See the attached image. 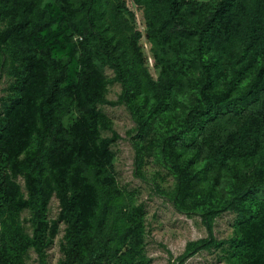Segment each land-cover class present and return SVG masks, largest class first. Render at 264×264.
I'll return each mask as SVG.
<instances>
[{"label":"rangeland","instance_id":"obj_1","mask_svg":"<svg viewBox=\"0 0 264 264\" xmlns=\"http://www.w3.org/2000/svg\"><path fill=\"white\" fill-rule=\"evenodd\" d=\"M194 1L203 5L204 12L200 16L179 13L175 21L168 4L153 0H73L78 14L75 25L63 18L61 0L40 1L38 15L53 22L44 32L52 56L69 63L66 84L78 81L80 41L85 38L110 82L97 108L107 116L102 136L114 139L109 173L115 181L104 188L111 201L107 212L101 209L98 216L103 217L105 233L117 229L120 241L112 243V255L105 264H248L246 255L238 250L241 224L264 208V179L259 186L254 174L257 169L264 172V10L259 0H232L228 23L218 25L211 19L223 0ZM252 21L255 34L249 29ZM10 24L11 18L3 15L1 27ZM217 26L222 29L215 33ZM198 28L206 29L202 59L198 58V35L189 32ZM106 43L125 63L124 82L117 81L115 68L102 58ZM9 45L21 49L13 39ZM9 62L0 68V129L5 109L18 96V81L10 75ZM170 62L176 70L171 71V84L160 106L147 80L160 82L162 70L169 69ZM260 73L261 81L251 90ZM228 86L232 88L228 101L209 115H196L207 108L204 94L218 96ZM194 116L196 122L188 129L186 120ZM76 118L70 105L63 119L65 126L70 127ZM240 132H245L248 155L221 169L218 151L232 134ZM44 146L48 156L52 149L49 137ZM35 149L36 144L24 157ZM174 162L188 166L191 172L189 202L193 204L184 207V212L169 199L177 184ZM0 173H10V163L1 155ZM16 181L28 197L25 175ZM246 191L251 193L237 211L233 207L236 198ZM225 206L231 208L211 220V234L203 216L209 209ZM190 211L195 213L190 215ZM61 212L60 198L55 195L47 222L49 228L57 223L58 233L42 252L29 250L25 264L63 263L68 225L60 219ZM32 216L29 209L18 216L31 235ZM6 218L1 221L9 224ZM137 225L140 240L126 233L128 227ZM6 235L0 225V239ZM202 240L209 241L208 247L184 258L188 244Z\"/></svg>","mask_w":264,"mask_h":264},{"label":"trees","instance_id":"obj_2","mask_svg":"<svg viewBox=\"0 0 264 264\" xmlns=\"http://www.w3.org/2000/svg\"><path fill=\"white\" fill-rule=\"evenodd\" d=\"M41 0H0V21L3 15L11 18L7 28L0 25V68L10 61V75L18 81V96L5 109L1 118L0 155L10 163V173H0V225L6 236L0 239V264H25L29 250L42 252L58 233V224L48 226L47 213L51 201L58 195L62 205L60 219L68 225L66 243L62 246L65 259L62 264H105L112 255V243L120 241L117 229L110 234L105 233L103 217L98 211L109 209L110 198L104 193L106 186L111 187L115 178L109 173L114 155L111 145L113 138L103 137L101 127L107 116L97 108L110 84L107 76L99 69L94 60L91 43L88 38L80 41L82 55L79 60L78 81L66 84L69 63L57 60L46 43L44 32L51 28L53 22L41 18ZM155 3H166L172 20L178 21V14L200 16L204 12L203 5L194 0H153ZM223 0L211 21L218 25L228 18V3ZM259 7L264 10V0H259ZM86 11L84 20H87ZM63 18L70 25H75L77 10L73 0H61ZM188 29V28H187ZM221 26L215 33L221 32ZM249 29L256 33L255 22ZM205 28L189 30L198 35V58L202 59L206 40ZM21 44L17 50L9 45L10 40ZM109 44L101 50L102 58L109 61L116 71V78L124 82L126 67L120 56L116 55ZM203 62V60H201ZM204 68L206 64H203ZM163 69L160 82L147 80L149 87L155 91L160 106L171 84V71H175L174 63ZM208 83L210 84V72ZM262 73L257 77L251 90L257 87ZM232 88L228 86L221 95H203L206 104L204 112L196 111V115H209L215 108L230 99ZM72 105L77 118L70 127H66L63 119L70 112ZM197 116L186 120L188 129L194 126ZM51 140L52 149L46 156L44 142ZM36 144L31 156L24 155ZM245 132L232 134L217 153V162L221 169H228L230 162L248 155ZM177 176L174 192L170 201L179 210L187 205L192 197L191 172L188 166L178 162L173 164ZM25 175V196L16 179ZM254 174L258 185L264 179V172L257 169ZM251 191L236 198L234 209L240 211ZM231 206L209 209L205 214V222L212 234L211 220L220 212L229 210ZM33 212L32 235L21 226L18 216L25 210ZM187 212V211H186ZM190 215L195 211L188 212ZM7 216L9 224L1 217ZM117 228V227H116ZM139 225L128 227L127 234L141 239ZM264 208H258L241 224V237L238 250L246 255L248 264H264ZM208 240L189 243L184 258L199 249L206 248ZM117 251V249H116Z\"/></svg>","mask_w":264,"mask_h":264}]
</instances>
